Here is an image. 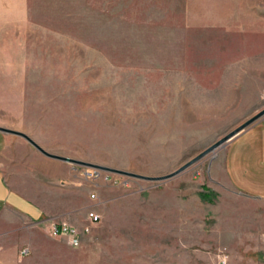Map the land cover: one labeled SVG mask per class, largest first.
Wrapping results in <instances>:
<instances>
[{
	"label": "rangeland",
	"instance_id": "rangeland-1",
	"mask_svg": "<svg viewBox=\"0 0 264 264\" xmlns=\"http://www.w3.org/2000/svg\"><path fill=\"white\" fill-rule=\"evenodd\" d=\"M144 1L0 0V126L148 176L199 157L165 181L69 163L105 264H264V209L225 206L223 173V139L264 109V0Z\"/></svg>",
	"mask_w": 264,
	"mask_h": 264
},
{
	"label": "crops",
	"instance_id": "crops-1",
	"mask_svg": "<svg viewBox=\"0 0 264 264\" xmlns=\"http://www.w3.org/2000/svg\"><path fill=\"white\" fill-rule=\"evenodd\" d=\"M149 1L128 4H167ZM72 170L71 164L0 131V264H105L103 249L94 251L91 246L92 225L86 231V225L72 218L84 208L73 205ZM223 173L232 189L225 206L264 209V119L230 141ZM61 221L79 229V245L71 242L72 236L53 235L54 225ZM227 238L224 246L229 249L233 241L231 235ZM218 260L217 255L211 257L213 262ZM249 261L256 262L248 253L228 252L222 259L224 264Z\"/></svg>",
	"mask_w": 264,
	"mask_h": 264
},
{
	"label": "water",
	"instance_id": "water-1",
	"mask_svg": "<svg viewBox=\"0 0 264 264\" xmlns=\"http://www.w3.org/2000/svg\"><path fill=\"white\" fill-rule=\"evenodd\" d=\"M263 119H264V109H262L260 112L256 113L254 116H252L251 118L246 120L239 127H237L235 130H233L231 133H229L223 139V142H227V141L233 140L234 138L239 136L241 133H243L247 129L253 127L254 125L259 123ZM0 131H2L4 133L14 134V135H18V136L23 137L29 143H31L37 150H39L42 154H44V155H46L48 157L54 158V159L62 160V161H65V162H68V163H72V164H80V165L91 166V167H95V168H98V169H102V170H106V171H113V172H117V173H120V174H123V175H128V176H132V177H136V178H140V179L151 180V181H165V180H168V179L174 177L175 175L181 173L183 170H185L188 166L193 164L199 158V157H196L195 159L187 162L186 164H184L183 166L179 167L177 170H175V171H173V172H171L169 174L162 175V176H148V175L138 174V173H134V172H129V171H125V170H120V169H116V168H112V167H107V166H103V165H99V164H95V163L82 161V160H78V159L71 158V157H68V156H63V155L51 153V152L47 151L45 148H43L39 143H37L28 134H26V133H24L22 131H18V130L11 129V128L4 127V126H0Z\"/></svg>",
	"mask_w": 264,
	"mask_h": 264
},
{
	"label": "built area",
	"instance_id": "built-area-1",
	"mask_svg": "<svg viewBox=\"0 0 264 264\" xmlns=\"http://www.w3.org/2000/svg\"><path fill=\"white\" fill-rule=\"evenodd\" d=\"M90 218L92 222H98L100 217L98 214L91 213ZM86 231H89L88 227L86 228ZM52 233L54 236H72L73 239L71 242L75 245L80 244L79 229L66 221L56 223L52 229Z\"/></svg>",
	"mask_w": 264,
	"mask_h": 264
}]
</instances>
